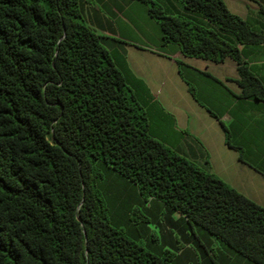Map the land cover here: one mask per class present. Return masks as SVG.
<instances>
[{
  "label": "trees",
  "instance_id": "trees-1",
  "mask_svg": "<svg viewBox=\"0 0 264 264\" xmlns=\"http://www.w3.org/2000/svg\"><path fill=\"white\" fill-rule=\"evenodd\" d=\"M139 1L162 43L232 58L238 96L264 102L239 48L264 46L263 24L223 0ZM101 39L80 0H0V264H175L120 224L106 187L113 176L180 214L213 264L209 238L264 264V206L149 134Z\"/></svg>",
  "mask_w": 264,
  "mask_h": 264
},
{
  "label": "crops",
  "instance_id": "crops-1",
  "mask_svg": "<svg viewBox=\"0 0 264 264\" xmlns=\"http://www.w3.org/2000/svg\"><path fill=\"white\" fill-rule=\"evenodd\" d=\"M98 1L113 19L117 16V27L100 9L89 13L80 0L81 14L102 30V38H117L115 55L110 45L104 46L145 110L149 134L264 206V102L238 96L236 62L230 57L215 62L185 56L176 44L162 43L158 23L139 0ZM244 19L264 25V13L259 9L255 12L247 7ZM239 48L251 71L264 82V46ZM113 180L110 178V184ZM121 183L110 195L114 210L122 215L116 218L129 235L154 252L168 250L175 264H189L191 258L195 264H213L202 248L200 251L180 214L158 199H143L131 183ZM209 246L217 249V264H253L222 249L211 238Z\"/></svg>",
  "mask_w": 264,
  "mask_h": 264
},
{
  "label": "rangeland",
  "instance_id": "rangeland-1",
  "mask_svg": "<svg viewBox=\"0 0 264 264\" xmlns=\"http://www.w3.org/2000/svg\"><path fill=\"white\" fill-rule=\"evenodd\" d=\"M86 3V6L89 7V13H94V9H100L102 11V14H104L105 17L108 18V20H112V23L117 27V25H119V19H117V16L113 19V17L105 11L104 7H102V5L100 4V2L98 0H81V3ZM155 2H159L161 4H163V6L165 5V0H154ZM225 1V3L229 6V8L236 13L237 15H239L241 18H245L246 17V11H247V7L251 8L252 10H254L255 12L258 11V9L263 8L264 10V0H223ZM82 5V4H81ZM247 5V7H246ZM87 10H84V15L87 19ZM95 14V13H94ZM84 23L86 25H90V22L87 20H84ZM93 27V29L95 30V32L99 35L102 36V30H99L98 28ZM110 39H105L102 38L101 40L104 42L103 44H107L110 45L108 47H110V51L111 53H113L115 55L114 49L118 50V43L116 42L117 38L114 36H110ZM106 40H109L108 42ZM109 43V44H108ZM106 187L111 191L114 192L115 190H117V187L112 183L109 184L106 182ZM110 195V193H109ZM135 213L137 214V211H135ZM189 264H195V258H191L188 262Z\"/></svg>",
  "mask_w": 264,
  "mask_h": 264
}]
</instances>
